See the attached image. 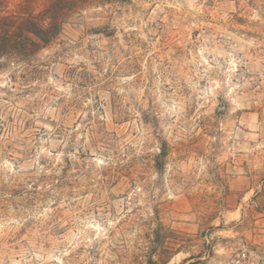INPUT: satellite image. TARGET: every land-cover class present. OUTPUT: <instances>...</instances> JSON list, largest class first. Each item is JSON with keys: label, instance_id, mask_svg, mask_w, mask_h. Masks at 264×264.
Instances as JSON below:
<instances>
[{"label": "clouds", "instance_id": "1", "mask_svg": "<svg viewBox=\"0 0 264 264\" xmlns=\"http://www.w3.org/2000/svg\"><path fill=\"white\" fill-rule=\"evenodd\" d=\"M207 5L158 0L151 19H198ZM236 5L260 32L259 50L233 46L220 73L193 48L191 61L183 57L196 65L193 85L177 64L151 61L137 72L120 58L109 67V48L130 31L125 21L142 19L118 0H0V122L14 117L0 134V264H196L201 254L200 264H264V111L256 136L245 120L243 130L226 125L238 109L264 108V79L257 97L249 92L257 81L244 76L256 70L253 56L264 59V0ZM117 69L108 91L78 87L84 71L108 83ZM72 102L83 111L62 116ZM125 118L123 129L111 123ZM62 173L71 192L34 189Z\"/></svg>", "mask_w": 264, "mask_h": 264}, {"label": "rangeland", "instance_id": "2", "mask_svg": "<svg viewBox=\"0 0 264 264\" xmlns=\"http://www.w3.org/2000/svg\"><path fill=\"white\" fill-rule=\"evenodd\" d=\"M157 2L158 0H118L121 9H126L128 15L135 17L139 14L142 19H136L131 22L125 21V23L129 24V33L126 34L121 31L119 35V49L110 47L105 57V59L111 58L112 60V64L109 65L110 68L118 64L120 58H124L125 65H128L130 59L132 63L128 66L135 69L137 72L141 71L143 67H146L151 61H155L157 65L163 64L165 67L170 64H177L178 70L182 73H187L188 77L191 78V83L195 85L197 83L195 72L190 71V68L195 69L196 65H188L183 62L185 53H187V59L189 61L193 59V48H195V53L203 56L205 60H208L213 65L217 63L220 64L221 67L215 69L216 72L220 73L225 72L227 68L223 53L229 52L233 46L246 45L247 49L250 51L256 52L259 50L257 44L261 40L260 32L251 25L245 23L243 16L235 15L234 9L237 7L236 0H208L207 7L210 11L207 14L202 13L198 19H189L183 22L180 21L178 16L173 15H169L167 19H151V16L155 14ZM169 2L171 3V0H169ZM140 5H143V7L141 8ZM230 5L231 7H229ZM172 11L175 12L176 10ZM145 24H147V27H144ZM149 28L152 29L151 33L149 32ZM209 33L212 35V40L208 39ZM208 45H211V47L207 48V51H205ZM260 46L264 47V44H260ZM213 50L221 53L216 56L215 59L208 55V52ZM252 59L255 61L256 70L254 72L245 71L244 76L248 79L255 78L257 82H254L250 86L249 92L259 97L261 93L258 87V81L264 79V77H261V72L264 71V59L259 56H253ZM206 66L207 65H202L201 67ZM80 67L85 66L81 65ZM69 74L75 75L76 69H70ZM119 75V69L115 72L109 71L104 75V80L108 81V83H99L94 74L84 71L80 76L78 87L83 90L94 85H99L100 89L108 91V84ZM144 75L147 77L148 73H144ZM139 79L140 78L137 77L138 81ZM206 82V80H200L199 86L202 88ZM182 83L184 82L182 81ZM217 83H219V81H217ZM185 91L187 92L189 89L185 88ZM111 95L114 96L115 93H111ZM84 96L87 97L88 93L85 92ZM96 100L99 101L100 97L97 96ZM92 107L97 108L99 105L94 104ZM116 107L117 105L113 100V114ZM82 111L83 109L80 103L72 102L62 110L61 115L75 118ZM194 111L195 108H193L189 114L191 115ZM261 111H264V108L261 107V103H257L252 107L238 109L232 114L231 119L226 121V125L229 129L239 127L243 130V125H241L239 121L245 120L248 124L247 132L256 136V125L260 121ZM99 112L102 115L104 109L99 108ZM28 114H32L31 110H29ZM215 114L222 115V113L218 111H215ZM92 119V113L89 112L87 120ZM13 122L14 117L11 115L7 117V121L0 122V134H3L7 125ZM80 122V119H76L73 127H75L76 124H80ZM111 123L115 128L123 129L129 122L127 118H125L122 121L112 119ZM31 124V120L25 122L24 128L28 129ZM53 124H55V121ZM199 132L203 135L205 140H207L211 134L208 129L205 128L204 121L201 122ZM217 135L223 138L226 133L219 132ZM256 138L258 139L259 137L257 136ZM229 143H231V141H229ZM68 171L69 169H65V173ZM65 173H62L60 177L41 176L39 182L34 184L33 187L37 192H42L45 186L54 185L57 189L67 188L69 192H71L76 185L70 179L66 178ZM50 192L51 189H49V193ZM13 194L20 196L22 190L16 189ZM261 194H264V188L261 189ZM33 199H37L41 203L43 202L38 197H33ZM223 242H226V238ZM97 258L99 257L97 256ZM203 258V254H201L200 258L196 260V264H200V260Z\"/></svg>", "mask_w": 264, "mask_h": 264}]
</instances>
